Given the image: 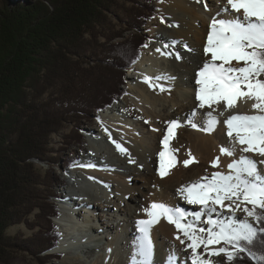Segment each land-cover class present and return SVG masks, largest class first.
I'll list each match as a JSON object with an SVG mask.
<instances>
[{"label": "bare ground", "instance_id": "1", "mask_svg": "<svg viewBox=\"0 0 264 264\" xmlns=\"http://www.w3.org/2000/svg\"><path fill=\"white\" fill-rule=\"evenodd\" d=\"M217 2L216 0H199V2L169 0L167 14L168 24H171V27L164 24L163 34L157 36L159 43L143 50L139 60L132 66L135 75L130 76L131 99L96 118L97 123L101 125L103 122L108 128L113 139L128 149L136 163H129V157L121 155L115 149L102 126L100 129L90 127L86 130L89 144L83 160L66 170L69 181L66 184V195H63L65 200L62 201L63 207L68 204L66 209L68 213L65 217L68 220L72 219L73 212L70 208L71 202L74 201V205L79 209L77 214L83 221L79 227L94 233L100 243L98 247L89 245L87 251L91 252L95 248L104 251L94 261L89 260L91 261L88 262L89 264H130L135 247L134 240L138 235L136 221L147 218L146 213L142 211L143 208L148 207L152 202H163L169 206L198 211L199 206L187 204L177 189L182 184L210 175L213 171H228L227 165L233 157L221 155L219 149L221 146L229 145L227 129L223 124L229 113L221 116L219 111L222 109H218L214 113L218 119L214 130L204 132L200 129L206 126V113L210 109H199L195 98L194 73L200 61L205 59L203 46L206 42L208 26L211 18L220 11L226 0H221L218 5ZM203 5L213 7L209 8L208 17L202 11ZM173 40L177 41L173 47L163 49L164 44ZM185 44L188 48L184 47ZM157 48L171 51L173 55H161L156 52ZM189 48L191 51H188ZM177 52L182 59L175 58ZM145 76L151 77V82H146ZM158 76L161 79L156 80L155 77ZM161 86L164 91L160 90ZM250 104L251 102L238 101L239 107L236 111L254 112ZM193 110L195 116H191ZM189 118L191 123L197 124L196 128L187 122ZM171 120H177L180 124L176 129L175 137L170 141V148L179 150L173 153L177 163L170 169L169 175L161 178L157 172L158 153L163 150L160 141L166 132L167 123ZM189 152L196 158V162L185 167L183 160L190 158ZM217 156L220 157V164L214 168L211 161ZM238 156L237 149L236 157ZM255 158L259 159V157ZM88 164L96 166H83ZM258 167L264 169V165ZM75 195L83 198L79 201L73 200L71 196ZM236 215L240 218L244 216L239 211ZM213 218H216V214H213ZM206 219L207 217H202V221ZM203 226L206 225L202 222L198 224V227ZM176 233L175 226L164 220L153 227L151 231L154 245L153 264L167 261L173 247L177 264H191L189 259L191 250L186 248V244L181 245L175 239ZM121 235L124 237L122 240L119 239ZM103 240L107 243V250H105L106 246H103ZM56 249L58 250L53 252L56 255L64 252L62 246ZM120 250L125 251L126 256L121 254ZM198 251L202 252L203 249ZM77 259H80V256H77ZM212 260L214 264H223L225 257L223 255L212 257ZM78 262L73 263L79 264Z\"/></svg>", "mask_w": 264, "mask_h": 264}, {"label": "snow or ice", "instance_id": "2", "mask_svg": "<svg viewBox=\"0 0 264 264\" xmlns=\"http://www.w3.org/2000/svg\"><path fill=\"white\" fill-rule=\"evenodd\" d=\"M176 43L174 40L166 43L163 49H169ZM143 47H148V44ZM184 47L188 48L187 44ZM156 52L164 56L173 55V52L162 51L161 48H157ZM203 56L205 59L200 61L194 73L195 98L199 109L210 110L206 113V126L200 130H214L218 123L214 113L218 109H222L219 111L221 116L229 113L223 120L229 145L221 146L219 151L221 155L233 159L227 165V172L213 171L177 189L187 204L199 206L198 211L163 202H152L142 209L147 218L136 221L138 235L134 240L130 264H153L151 231L161 220L175 226V239L191 250V264H214L212 257L221 255L225 257V264H234L242 253L253 261L264 262V253L257 255L252 250L258 240L264 248V169L258 167L264 165V0H226L211 18ZM175 58L182 59L178 52ZM144 80L151 82L152 78L145 76ZM160 90L165 89L161 86ZM238 101L251 102V109L255 111H236ZM191 116H195V110ZM189 123L193 128L197 127V124L191 123V118ZM101 126L115 149L128 156L129 163H136L128 149L112 138L103 122ZM179 127L177 120L169 121L160 141L163 150L158 153L157 172L161 178L169 175L170 169L176 166L173 153L179 150L171 149L170 141ZM188 156L189 159L183 160L185 167L196 162L191 152ZM211 164L217 168L220 157L214 158ZM238 211L244 214L243 218L236 215ZM202 217L207 219L202 221ZM201 222L206 226L198 227ZM201 248L203 251H198ZM166 264H177L174 247Z\"/></svg>", "mask_w": 264, "mask_h": 264}, {"label": "trees", "instance_id": "3", "mask_svg": "<svg viewBox=\"0 0 264 264\" xmlns=\"http://www.w3.org/2000/svg\"><path fill=\"white\" fill-rule=\"evenodd\" d=\"M132 1L17 0L11 4L10 0H1L0 264H10L13 251L44 253L57 241V233L51 235L52 230L48 229L45 236L36 239L7 237L6 229L27 219L36 207L42 208L39 198L48 200L49 196H54L53 193L50 195V190L45 193L52 186L44 184L42 180H45L47 173L41 175L38 172L34 159L47 162L50 134L56 132L66 119L77 117L79 120L86 115L84 111H87V106L76 99L75 93L83 71H89L82 66V63L88 64L83 59L86 51L80 50L85 43L84 37L92 38L98 27L108 21L107 12L119 2L125 4ZM160 1L144 0L150 6L146 9L148 13L138 14L133 21L145 25V20L155 15V7L151 4ZM133 25L135 29V23ZM133 28L126 29L130 31ZM119 36L122 33L114 34L113 39ZM147 40L143 36L138 37L137 42L128 40L108 46H104V42L98 45L101 48L92 55L95 62L99 60L91 67V70L98 69L91 76V95L97 99L91 108L96 112L103 111L123 96L121 82L111 97H97L94 89L99 87L101 70L107 66L123 75L139 60ZM105 41H111L110 37ZM44 93H48V99L41 96ZM74 160L77 161L75 158L70 161ZM50 203L47 204L52 211L46 217L51 222L56 216V206ZM30 244H34L35 250L30 248ZM252 250L257 255L264 253L259 240ZM50 254L44 255L49 257ZM234 264L264 262L253 261L242 253Z\"/></svg>", "mask_w": 264, "mask_h": 264}, {"label": "rangeland", "instance_id": "4", "mask_svg": "<svg viewBox=\"0 0 264 264\" xmlns=\"http://www.w3.org/2000/svg\"><path fill=\"white\" fill-rule=\"evenodd\" d=\"M16 1L17 0H10L11 4L15 3ZM216 1H218L217 5L221 2V0ZM132 3L125 2V4H122V2H119L111 11L107 12L108 21L98 27L93 37H84L85 43L82 48H80V50L84 49V51H86L83 59H85L88 64L82 63V66L88 68L89 71H83L75 93L76 99L79 102H82L85 106H87V108H85L87 109V111H84L86 115L81 116L79 120L77 119V117H72V120L66 119L61 123L59 129H57L56 132L50 134L48 145L49 158L47 162L34 159V163L38 169V172L41 175L47 173V177L45 178V180L42 181L45 182L44 184L49 183V185L52 186L51 188H48L45 193L47 194L50 190L52 191L50 195L53 193L54 196H49L48 200L39 198L38 201L39 203H42V208L36 207L27 219L20 223L9 226L6 229L7 237H18L19 239L41 238V236H45L44 233L47 234L45 230L48 229L52 230L50 232L51 235H53L54 232L57 233V241L55 243L53 242L54 246L51 249L45 251L44 253L40 252L37 254L33 251L31 252L25 250H21L18 252L13 251V257L11 259L10 264H76L73 262L78 261L79 264H89L91 263V261L89 262V260L93 259L94 261L99 254L104 252L102 251V249L97 248H95L91 252L87 251V247L89 245L94 247L99 246L100 243L97 240V236H94L95 234L91 233L90 230H86L83 227H79L83 224V221L82 217L77 214V211L79 209L74 205V201L71 202V212H73L72 219L68 220L65 217L68 212L65 206L63 207L62 200H65L63 198V195H66V184L69 181V178L66 175V170L72 168L75 164L81 162L83 160V156L86 153V150H88L89 136L86 130H88L90 127L100 129L101 125L96 122V118L103 113H109L117 105L125 104L132 97V92L130 88L132 79L130 78V76L135 75V72L132 70V66H130L128 70H126L125 73L121 76L117 69H108V67L105 66L107 70H101L103 71V73L100 75L101 81L98 82L99 87H97L96 89L93 88L95 91H97V97H111L112 94L117 91V84L119 83L120 85L121 82L122 84L120 86V89L123 92V96L122 98L113 102L112 105H110L103 111L96 112L95 109L91 108V105L97 103V99L94 98L93 95H91V76L93 77L95 72L98 71V69L96 68L91 70V67L94 66L95 63L99 60L98 59L95 62L93 60L94 56L92 54H95V52L98 51V48H101V46L98 45L102 44L103 42L104 46H108L111 43L116 44L127 42L128 40H132V42H137L138 37L143 36L148 38L146 42V44H148V47H153L155 44L159 43V41L157 40V36L163 34L162 26H164V24H168L169 17L167 14V10L169 8V0H161L156 4H151V6L155 7V10L153 11L155 15L145 20V25H140L141 23L133 21V18H136L138 14H147L148 10L146 9L150 8L149 4H145L144 0H133ZM1 4L2 3L0 0V6L2 7ZM131 5L133 7H131ZM122 8L125 9L123 10ZM209 8L212 9L213 7H210L209 5H206L205 7L203 5L202 11L206 15V17H208L207 15L210 12ZM134 23L136 25L135 29L133 28ZM168 26L171 27V24H168ZM129 27L133 29L128 31L126 28ZM116 33H122V36L113 39V36ZM98 34H101L102 36L99 37ZM109 37L111 41H105L106 38ZM146 48L142 47V51ZM101 56L102 54H100V57ZM35 93L36 92H34V94ZM47 94L48 93H44L41 96L46 99ZM73 158L77 159V161H70ZM69 161L71 163H69ZM42 186L45 187V185ZM46 194L45 196H47ZM71 197L73 200L76 201H79L83 198V196L78 195ZM46 201L47 203L51 201L50 204L52 206H56V216L53 217L51 222L46 217V214L51 212L52 208L49 204L46 203ZM181 204L184 205V203ZM98 212L101 211L98 210ZM95 213H97V211H95ZM86 216L88 217V215ZM119 218L120 217H118V219ZM40 231H42L43 233H41ZM123 238V235L119 236L120 240H122ZM66 241L68 242V245L63 243H66ZM104 242L105 241L103 240V246H106L105 250H107V243ZM29 246L32 250H35L34 244H30ZM61 246L64 249V252H62L60 255H56L55 253H53L54 251L58 250L56 249V247ZM48 252L52 253L53 255L51 254L49 255V257H45L44 254ZM120 253L126 256L125 251L120 250ZM77 256H80V259H77ZM154 264L157 263L154 262ZM223 264H225V260Z\"/></svg>", "mask_w": 264, "mask_h": 264}]
</instances>
